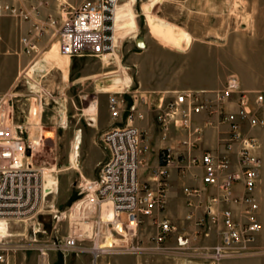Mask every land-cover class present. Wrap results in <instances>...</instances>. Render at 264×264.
Listing matches in <instances>:
<instances>
[{"label": "rangeland", "instance_id": "obj_1", "mask_svg": "<svg viewBox=\"0 0 264 264\" xmlns=\"http://www.w3.org/2000/svg\"><path fill=\"white\" fill-rule=\"evenodd\" d=\"M80 1H54V9L58 11L56 29L63 20L61 7L66 4L70 11ZM251 2L120 0L116 9V47L112 56L103 60L79 58L82 64H74L71 82L67 86L42 84L39 89H34L26 83L27 80L33 81L32 75L29 77L28 74V79L22 77L23 83L10 91L16 94L14 123L28 122L35 142L41 135L51 136L41 140L40 145L37 142L27 152L31 165L43 170L44 183L50 190L35 218L0 223V233L10 235L0 240L10 246L20 245L19 249L9 252V264H40L37 248L57 244L65 238L75 240V251H51L48 264H264L262 232L252 246V256L226 258L219 263L209 258L211 248L218 242L216 229L197 226L193 220L185 219L187 207L182 202L185 181L178 178L172 182L173 202L166 203L164 213L172 228L162 234L161 240H158L160 229L153 218H140L133 227L101 221L111 209L110 204H101L96 197L95 188L102 165L95 169V178L90 181L81 168L87 151L91 152V162L107 153L102 143L106 131L125 125L124 121H115L109 115L107 99L110 94L125 92L130 102L131 94L137 98L143 94L151 107L158 96H172L173 93L148 90L140 81L145 85H156L171 77L172 72L182 76V80L191 76L195 62L189 55L194 44L201 48L198 54L201 58L196 62L199 68L221 66L227 68V79L234 76L238 41L241 45L244 42L248 49L253 37L254 22L249 19L253 10ZM149 21L156 22L160 30L165 27L166 31H173L178 41L161 38L169 44L163 42ZM137 39L142 40L143 47L137 45ZM52 43L56 44V39ZM157 46L168 48L174 54L163 53ZM56 47L58 49L57 44ZM3 63L0 58V79L3 73L10 72L12 66ZM83 74L86 75L84 81L78 83L75 79ZM123 75L130 80L127 87L115 84V80ZM149 114L154 117L153 113ZM102 116L109 124L107 129L101 126ZM40 127L49 133H40ZM88 136L95 140V147L90 150L84 143ZM198 213L201 215L202 211L198 210ZM33 232L37 234L36 242L32 240ZM182 235L189 242L179 246L177 237ZM94 247L102 250L94 251Z\"/></svg>", "mask_w": 264, "mask_h": 264}, {"label": "built area", "instance_id": "obj_2", "mask_svg": "<svg viewBox=\"0 0 264 264\" xmlns=\"http://www.w3.org/2000/svg\"><path fill=\"white\" fill-rule=\"evenodd\" d=\"M120 0H84L68 11L61 8L62 23L54 37L59 53L68 57L103 59L115 52L114 17ZM45 0H0V17L29 21L39 19ZM48 25L34 23L27 37L21 39L26 54L34 51V40L56 21L48 17ZM125 93L108 96L111 119L124 121L102 135L107 161L102 165L96 183V197L101 204H110L113 223L133 227L140 218H153L162 234L171 230L165 216L167 177L176 166L179 175L192 168L200 174L201 187L185 186L183 194L190 211L186 220L197 226L215 228L218 242L209 258L222 259L253 255L260 229L256 189L261 168L257 155L258 140L254 132L264 129V91L243 90L238 79L230 76L223 87L213 90H186L172 96H158L151 106L146 96ZM16 96L0 94V222L28 221L37 216L45 199L44 172L29 162L32 143L23 129L14 123ZM143 106H146L145 108ZM153 113L154 125L162 138L174 133L181 136V152L171 146L160 149V164L154 172V183H142L138 173L148 150L142 131L136 126L146 114ZM225 128L217 150L201 149L205 129ZM197 177V174H192ZM205 195V202L202 200ZM205 203V204H203ZM198 210L202 211L199 215ZM33 242L37 234L33 232ZM2 238V237H1ZM185 236L177 237L179 246L188 244ZM10 246L0 240V264H9ZM76 242L65 238L59 243L37 248L40 264H48L49 253L73 252Z\"/></svg>", "mask_w": 264, "mask_h": 264}, {"label": "crops", "instance_id": "obj_3", "mask_svg": "<svg viewBox=\"0 0 264 264\" xmlns=\"http://www.w3.org/2000/svg\"><path fill=\"white\" fill-rule=\"evenodd\" d=\"M45 1L46 4L40 7L39 19L23 21L10 17H0V58L4 63H10L12 65L10 72L7 74L3 73V78L0 79V94L10 92L11 89L15 88L19 83H23L22 77L28 79L26 78L28 77V74L29 77L32 75L31 78L33 81L31 82L30 80H27L26 83L30 84L34 89H39L42 84L49 87L54 85H57V87L63 85L67 86L71 82V74L74 69V64H77V66L82 64L79 59L81 57L63 56L58 52L59 50L56 47L57 43H52L53 39H56L54 37L56 26L54 29H48L44 34H40V36L33 41L35 45L33 52L30 54L24 52L21 39L27 37L28 32L32 30L34 23L48 25L50 23L48 22L49 16L56 21L58 11L54 9V1L58 0ZM82 1L84 0H81L79 3ZM29 2L35 4V0H29ZM251 4L253 10L249 19L254 22L253 37L248 49L244 42H242L243 44L241 45V41H238L235 67L236 74L233 75L238 79L243 90L264 91V0H252ZM56 22L58 23V21ZM161 40L169 44L167 41L163 39ZM157 47L163 53L169 55L174 54L168 48L163 46ZM200 51V46H196L195 44L192 45L189 56H191L192 62H195V65L200 57L198 56ZM195 65L193 67V74L183 80L181 79L182 76H178L176 72H172L173 75L171 77L166 78L164 81H161L156 85H145L142 80L140 81V84L146 86L148 90L159 91L162 93H174L186 90H213L221 88L224 85L225 80L228 77L227 68L215 66L203 70V68L197 66L198 64ZM125 75L116 79L115 84L123 87L129 86L130 80ZM85 77L86 75L83 74L82 76H78L75 80L79 83L84 81ZM153 121L152 115L148 113L144 120L136 122V126L143 133L145 139L144 143L148 146V150L143 156V163L139 169L138 177L140 182H148L150 184L154 183V172L160 164V149L165 146H171L175 151L181 152L183 150L179 146L181 136L172 133L166 139H163L159 129L151 123ZM100 122L102 128H108L109 124L105 116L100 118ZM37 124L38 123H36V125ZM17 125L23 129L24 136L28 138V142L32 143L31 147H34L32 126L28 122ZM39 130L40 133H49L48 131H43L41 127ZM225 131L226 130L223 127L218 129H205L201 149L210 151L217 150L219 148L220 140L225 137V135L222 134ZM254 134L258 140L257 155L261 162L259 182L255 195L259 205L260 232L264 234V172L262 171L264 167V129L256 130ZM50 138L51 136H48L47 138L45 135L39 136L37 139V145H40L39 143L41 140H47ZM74 141L76 143V140ZM84 143H87L88 150L95 147V140L92 139L91 136H88ZM90 158L91 152L87 151L86 158L81 166L84 175L89 181L95 178V169L107 161L108 154L105 152L100 154L95 162H91L92 160L90 161ZM192 174H197V177H192ZM199 174L200 172L197 169L192 168L189 173L179 175L176 166L170 168L167 177L166 203L169 201L172 204L173 202V180L178 178L179 180L185 181V183L182 184V202L184 201L183 203L187 207V215L190 208L187 206L186 198L183 194V188L185 186L201 187ZM202 200L205 202V195H202Z\"/></svg>", "mask_w": 264, "mask_h": 264}, {"label": "bare ground", "instance_id": "obj_4", "mask_svg": "<svg viewBox=\"0 0 264 264\" xmlns=\"http://www.w3.org/2000/svg\"><path fill=\"white\" fill-rule=\"evenodd\" d=\"M116 15H117V10H116V14H115V17H114V26H115V28H116ZM151 21H152V19H151ZM150 22V21H149ZM151 23V22H150ZM150 25V24H149ZM150 27H152L153 28V31L155 32V34L159 37V38H165V39H168L169 41H171V42H177L178 41V36L175 34V33H173V31H166L165 30V27H164V29L163 30H165V31H163V30H160L159 28H158V26L156 25V22H152L151 23V26ZM152 31V30H151ZM115 46H116V43H115ZM34 70V69H33ZM35 111V110H34ZM37 140V139H36ZM38 142V141H37ZM37 142H35L34 141V144H37ZM46 175H48V174H46ZM48 180V179H47ZM49 181H51V178L49 179ZM48 181V182H49ZM54 182V181H53ZM52 182V183H53ZM51 183V184H52ZM50 184V183H49ZM50 190V187L48 186V184H46L45 185V192H46V195H48L49 194V191ZM114 220V212L110 209L106 214H105V216H104V218H101V221H103V222H111V221H113ZM0 223H2V222H0ZM119 226V225H118ZM8 236H10L9 234H3V233H0V238L1 237H8ZM93 250L94 251H100V250H102V248L101 247H94L93 248Z\"/></svg>", "mask_w": 264, "mask_h": 264}, {"label": "water", "instance_id": "obj_5", "mask_svg": "<svg viewBox=\"0 0 264 264\" xmlns=\"http://www.w3.org/2000/svg\"><path fill=\"white\" fill-rule=\"evenodd\" d=\"M136 42H137V45H138L139 47H143V46H144L142 40L137 39Z\"/></svg>", "mask_w": 264, "mask_h": 264}]
</instances>
